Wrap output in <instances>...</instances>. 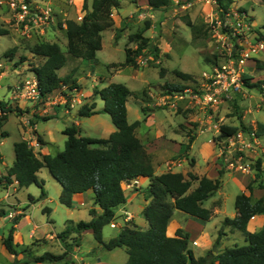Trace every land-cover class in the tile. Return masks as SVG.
Listing matches in <instances>:
<instances>
[{
    "label": "rangeland",
    "instance_id": "obj_1",
    "mask_svg": "<svg viewBox=\"0 0 264 264\" xmlns=\"http://www.w3.org/2000/svg\"><path fill=\"white\" fill-rule=\"evenodd\" d=\"M34 1L38 5L52 8V14L55 16V21L47 28L45 34L35 31L31 36L24 35L21 27H19L14 19L10 6L6 3H0V30L7 31V33L0 34V61L6 62V70L8 71V75L4 78V84L17 81L19 78L18 74L23 76L22 72L24 74L34 72V67L44 61V58L34 55L31 52V47L43 41L57 42L61 45L67 56L65 66L58 73L63 77L68 74L72 75V79L76 80V85L79 86L82 94L85 96V98L83 96V103L91 104L96 99L94 95L96 86L92 85L94 84L92 80L95 77H101L103 79L101 84L104 86L111 83V79L112 82L125 83L134 92L128 100L129 122L136 121L139 116L143 118L140 120L141 124L137 129L140 134H146L149 137H153L158 129L161 130L169 144L166 150H164L168 151L167 154H174L178 151L175 141L182 143L183 135L186 137V140H189L190 136L195 133L197 136L192 143L191 156L193 154L198 159L199 165L197 171L199 173L189 172L196 174L198 177L205 176L202 173L206 165L204 160L205 154H212L214 152V156H217L221 152L220 146L222 144L220 143L222 139H218L219 133L206 131L201 134L199 131V120L201 118L195 114L196 112L194 110L184 109L183 107H179L176 110L161 105L151 106L150 109L152 110L154 121L150 119L147 124L144 120L147 117V112H144L142 107L144 104L153 103L151 99L148 100L145 96V94H148L149 88L154 92L161 93L165 90L164 85L166 83L169 85H185L186 87L192 84L193 79H182L175 73V70L189 73L193 77L198 78L204 71L209 70L212 64L225 60L224 42L217 36L216 20L222 19V15L226 14H222L223 12L219 9L217 3L214 0H172L170 7L153 10L146 0H141L140 5L144 7L137 11L138 0H121V8L115 9L113 12L114 19H116L115 26L102 33L103 48L97 52L96 60L92 61L72 56L67 49L65 21L67 19H73L78 22L82 20L85 14L83 10L84 0ZM91 1L89 0V5ZM245 11H247L248 15L254 21V30L259 36L257 39H264L261 36L264 30V2L262 0H234L229 8L230 15ZM121 20L123 21L120 22ZM188 20L193 23V27L188 24ZM148 24L149 29L145 32V36L149 37L150 41L143 53L146 57H153V59L148 61V65L114 66L112 63L125 61L126 47L136 49L138 42L131 41L129 39L130 35L141 31ZM117 28H122L123 31L120 33V37L116 39L115 34ZM155 47L159 49L158 56H156ZM12 49L14 54L7 56L6 52ZM259 56H264V51ZM161 68L165 69L164 77L160 75ZM245 70L246 73L254 77L251 81L252 83L260 80L264 81V66L259 67L257 64L254 65L253 62H249ZM91 72H94L93 75L87 77ZM134 75L137 76L136 79L133 78ZM78 77L80 79L84 77L81 79V82L84 84L85 91L81 88L83 84L79 85ZM144 87L145 89L141 91ZM5 88L6 86L0 90V97L7 92ZM86 91H92V94L87 96ZM261 93V88L249 87L248 92H245V94L236 95L234 99H226L227 101L224 104L222 103L223 105L221 104L222 107H219L220 111L224 110L225 112L222 115H220V112H218L219 114H215V121L221 125L223 123L240 124V122H243L249 128H258L259 123L264 124V109L259 106V100L262 98ZM150 96L152 99H156L154 94ZM98 99L100 106L104 107V101L101 98ZM155 104L157 103L155 102ZM82 106H77L69 113L60 110L58 115L53 113L54 115L38 116V118H41L37 123L38 131L47 140L52 142V145H49L51 152L57 153L64 150L67 136L63 131L68 125L74 123L73 121L77 119V116L73 115L78 113ZM55 109L58 110V108ZM26 111L28 112L30 109L28 108ZM239 114L242 116L245 115V120L240 119ZM183 115L188 119H185ZM44 117L54 118L44 120ZM81 119L83 120L81 127L83 136L105 137L112 133H110L109 128L115 127L110 114L104 112L98 113L96 116L90 118L82 117ZM206 119L207 116L204 120ZM1 130L7 132V135L4 136V144L0 146V152L4 156V163L6 165L3 166V162L0 159V167H6L13 164L15 160V143L21 139L28 140L30 134L27 131L26 125L23 124L19 111L16 109L11 111L7 120L2 124ZM253 142L250 141L249 149L251 150L247 155L244 148L243 150L242 148L238 150L239 154L247 156L244 160L246 170L239 172L238 170L230 171L227 168L225 157L222 158L223 161H220V163L225 165L224 168L220 169L224 171L221 177L222 186L213 196V199H209L204 203L205 207L211 208L213 207L214 201L221 199L224 212L222 211L220 216L234 217L236 214L235 199L238 194L243 192L241 184L244 186L252 184L256 187H264V137L260 139V148H256ZM34 149L37 155L40 156L41 152L39 148L34 147ZM184 150H186V146H184ZM180 155L172 157L166 156L169 158V161L160 163V167L163 166L162 169L165 170L176 168L182 171L183 166L179 167L178 165H174L179 158L185 157ZM218 156L220 157V155ZM169 167L171 168L169 169ZM189 172L186 174L187 177ZM258 172L262 175L259 183L254 178V174ZM39 178L44 180V189L49 194L48 196H50L46 201V205L53 208L56 202L59 203L57 191L59 186L62 187V185L46 167L43 168ZM197 185L198 181L194 183L193 188ZM128 187L127 184L124 185L126 191L130 189ZM31 189V192L41 191V188L36 184H32ZM2 195L3 193L0 194V196ZM59 205L63 207L61 204ZM81 209V212L79 210L75 212L77 218H82L83 220L89 219L88 211L83 210L84 207ZM42 215V211L38 209L33 212V217L38 221L44 220ZM60 215L61 212H58V221H60ZM219 219L220 217L218 216L208 222H204L176 209L174 223L176 227L181 224L182 227L189 228L190 238L192 237L189 246L200 252L204 250L201 244L207 243L208 241L214 242L218 237L219 230L222 226ZM254 225L255 222H250L249 231H257ZM30 228L31 226H29ZM117 230L118 228H112L108 224L103 228V233L105 236L109 234L115 235ZM225 233V235H222L221 247L223 245L228 247L245 243V234L242 231L228 226L225 229ZM26 234L28 235V229H24V236ZM88 237L92 239V236ZM93 239H95L94 236ZM198 243L200 245H197ZM83 244L84 248H89L91 243L86 239ZM115 251L120 256V259H122L117 264H126L128 254L125 248L120 247ZM94 258L96 260L97 256L95 255Z\"/></svg>",
    "mask_w": 264,
    "mask_h": 264
},
{
    "label": "trees",
    "instance_id": "obj_2",
    "mask_svg": "<svg viewBox=\"0 0 264 264\" xmlns=\"http://www.w3.org/2000/svg\"><path fill=\"white\" fill-rule=\"evenodd\" d=\"M146 1L153 10L165 9L172 4V0ZM214 1L222 12L227 11L234 2V0ZM262 1L264 2V0ZM119 8H121V0H92L90 5L89 0H84L85 14L82 20L80 22L73 19L65 21L68 52L77 58L96 60L97 52L103 48L102 33L115 26L113 12ZM188 24L193 27L190 20H188ZM148 29L149 24L141 31L130 35L131 41L138 42L136 49L126 47L125 61L112 63L114 66H138L136 57L143 53L150 41V38L145 36ZM122 31V28L116 29V39L120 37ZM262 32L261 36L264 38V30ZM4 33L7 31L0 30V34ZM154 49L158 56L159 49L157 47ZM31 52L44 58V61L33 69L43 94H49L63 85H76V80L72 79L71 74L63 77L58 73L67 62V56L59 43L43 41L31 47ZM13 54V49L6 52L7 56ZM256 64L262 67L264 61L256 59ZM164 73L165 69L161 68L160 75L162 77H164ZM175 73L185 80L195 78L180 70H175ZM253 78L245 73V85L251 88H262L264 81L252 83ZM184 88H186L185 85H169L168 83L164 85V89L169 91ZM133 93L130 87L122 82H111L103 88L96 86L94 95L96 99L101 98L104 101V107L96 109L97 102L94 100L91 104H84L79 109L78 116L89 117L101 112L108 113L116 130L106 138L83 136L81 126L73 123L63 131L67 136L64 150L56 154L41 153L40 156L37 155L28 140L22 139L15 143V160L8 169L7 175L4 176L5 179L11 182L12 178H16L20 187L36 184L41 188L39 197L35 198L29 195V200L32 203L47 195L44 189V180L38 176V172L45 167L62 185L59 200L68 207L72 206L76 194L92 189L95 194V205H99L102 211L99 213L95 208H92L90 210L91 220H81L73 226L69 225L59 236L66 238L73 231L82 232L91 229L95 239L102 243L107 250L125 248L128 253L126 264H264V226L254 232L248 230V225L254 216L264 215V197L259 199L253 197L251 194L253 192L252 184H248L246 187L249 193L242 192L236 196V216L224 219L218 237L204 255H195L189 246L190 233L183 228H178L173 236L168 234V226L176 209L204 222L211 220L213 212L204 206V202L221 188V177L224 171L219 170V176L215 179L208 176L198 177L192 172L188 173V177L182 172L172 171L156 174L151 156L136 134L141 121L136 120L130 123L128 120L127 102ZM142 109L146 112L144 106ZM238 116L242 119V115ZM54 117H44V120ZM7 118L8 116L5 117V120ZM240 129L248 131L250 128L243 122L239 125L223 123L218 139L231 136ZM6 135L7 132H4V136ZM257 135H264V124H258ZM195 138L196 136L193 134L190 136L188 143L184 145L186 150L183 147L184 151L180 156L188 158L187 152ZM38 139L44 143L41 136L38 135ZM195 161V158H191L190 164L195 165ZM261 176V173L258 172L256 181ZM140 177L149 178V184L142 192L148 201L143 209V216L148 221V227H142L131 220L121 227L115 237L105 241L103 228L116 219L117 208L127 202L128 196L124 183H130ZM196 181H198V185L193 188ZM46 209L50 211L49 208ZM19 219L20 216L14 217L13 224L17 223ZM228 226L245 234L244 244L220 246L222 235L226 234L225 229ZM14 231L15 227L12 226L8 236L4 238V245L10 253L17 254ZM69 250L70 245L62 254L49 251L42 255L32 254L27 262L44 263L68 260Z\"/></svg>",
    "mask_w": 264,
    "mask_h": 264
},
{
    "label": "crops",
    "instance_id": "obj_3",
    "mask_svg": "<svg viewBox=\"0 0 264 264\" xmlns=\"http://www.w3.org/2000/svg\"><path fill=\"white\" fill-rule=\"evenodd\" d=\"M140 2H142V1L138 0L139 4L137 6V11L144 7L143 5H140ZM122 21L123 20H121L120 22H122ZM256 59H260V60L264 61V56L258 55L256 57ZM251 62H253L254 65H256L255 61H251ZM93 73L94 72H91L90 74L87 75V77H91L93 75ZM22 74L23 75H29V74H24L23 72H22ZM83 78L84 77H82L81 79H83ZM133 78L136 79L137 76L134 75ZM81 79H80V77L77 78L79 85L83 84L81 82ZM102 81H103V79H101V77H95L92 80V82L94 83L92 85L98 86L99 88H103L105 86L101 84ZM111 82H112V79H111ZM82 86L83 87H81V88H83V90L85 91L86 89L84 87V84ZM144 89H145V87L141 91H143ZM86 93H87V96H89L90 94H92V91H86ZM145 96L148 100L151 99L153 101L152 104L151 103L144 104V107H145L146 112H147L146 113L147 117L144 118V120H145V123L148 124L150 119H153V121H154V117L152 116V110L150 109V107L156 106L157 104H155L156 99H152L149 94H145ZM84 98H85V96H84ZM95 100L97 102V108L96 109H101L102 106H100V104L98 102L99 99L97 98ZM225 101H227V100H224L222 103L224 104ZM101 102H103V101L101 100ZM222 105H220L219 107H222ZM127 108H128V102H127ZM29 109H30L29 114H32L33 111H36V109L33 110L32 107H29ZM217 110L218 111H216L215 114H219L218 112H220V115H222L225 112L224 110L220 111L219 108ZM59 111H60L59 109L58 110L55 109V111H54L55 115H58ZM195 112L194 113L197 116H199L200 118L204 117L203 113L198 114L197 111H195ZM40 114L41 113H39V111H38V113H36L34 115V117H32V119H34L33 120L34 123L36 124L37 135L41 136V138L44 140V143L41 142L42 146H41V149H39V150L43 154H49V153L56 154V153L51 152V150L49 148V145H52V142L47 140L43 136V134H41L38 131L37 123H38V120L41 119V118H38V116H40ZM129 114L130 113H129V108H128V118H129ZM52 115H54V114L52 113ZM75 115L77 116V119L73 122L82 127V122H83V120L81 119L82 117L78 116V113H75L73 116H75ZM96 115L97 114L89 116V118L96 116ZM142 119L143 118H141L139 116V118L137 120H142ZM185 119H188V118L185 117ZM242 119L245 120V115L242 116ZM130 123H132V122H130ZM226 124H228V123H226ZM232 124L233 125H239V124H235V123H232ZM253 126H255V125H253ZM115 130H116V127L109 128L110 133L115 131ZM136 134L140 138L142 143L145 145L147 152L151 156L156 174H161V173L168 172V171L182 172L185 175L189 171H192L194 173H199L197 171L198 165H199L198 159L193 154L191 156V148H192L193 144H191V148L187 152L189 154L188 155L189 157L188 158H186V157L179 158L177 160L178 163L177 162L174 163V165H178L179 167L183 166L182 171L179 169H176V168L171 169V170H165V169H162L163 166L160 167V163H162V162L164 163L167 160L169 161L168 157H172L175 155L177 156V155L183 153L182 152L183 147L189 141V140H186V137L183 134H182L183 135L182 136V143L175 141V144L178 147V151L175 152L174 154H172V153L167 154L168 151H164V150H166V147L169 146V144H168L167 139L165 138L164 133H162L161 130L158 129L157 133L153 137H149L146 134H144V135L140 134L138 132V129L136 131ZM193 135L197 136L195 133ZM108 136L109 135L105 136L104 138H106ZM262 137H264V135H262ZM262 137L259 136L257 138V141L254 142V145L256 148L261 147L260 139ZM66 139H67V137H66ZM3 144H4V140H3ZM3 144H0V146H2ZM250 150L251 149H249L247 147L245 148L246 155L248 154V152H250ZM214 155H215L214 152H212V154L211 153L205 154L204 160H205L206 165L204 167V171L202 172L205 176H208V177L213 178V179L217 178L219 176V170L221 168L225 167L224 164L220 163V161H223V160L218 156L219 154L217 156H214ZM246 155L244 156V160L247 157ZM166 156H168V157H166ZM191 158H195V160H196L195 165L190 164ZM0 159L3 162L2 165L3 166L6 165L4 163V156L2 153L0 155ZM187 164H188V166H187ZM12 165L13 164L6 166V167L1 166L0 167V174L7 175L8 169ZM170 168L171 167H169V169ZM227 168L230 171H233L229 167H227ZM42 170H43V168L38 172L39 177H40ZM254 178H256V174H254ZM259 182L260 181L258 180L257 183H259ZM125 184H127V187L129 186L128 188H130V189H128L127 191L125 190V192L128 196L127 202L125 204L119 206L116 210V219H117L118 227H116L115 229L118 228V230H117L115 235L109 234L108 236H105L103 233V238L105 241L110 240L112 237H115L118 234L119 230L123 226V222L121 220V217H123L124 212H129L133 216L132 221H134L138 225H140L142 227H148V221L143 216V209H144L145 205L148 203V201L144 198V195L142 192H143L144 188L148 186L149 178L140 177V178H138V179H136L130 183L126 182ZM246 187L247 186H244L241 184L242 191L249 193V191L247 190ZM7 188L8 187L6 185H4L2 182H0V194L3 193V195L0 196V264H117L118 262H120L122 260V259H120V256L115 251L117 248L114 250H107L103 246L102 243L98 242L96 239H93L94 233H93V230H91V229L84 230L82 232L73 231L66 238H61L59 236V234L62 231H64L69 225L73 226L76 223H78L79 221L83 220L82 218H77V214H75L76 210H79V212H81L82 211L81 208L84 207L83 210L88 211L89 219L84 220V221H89L92 219V215L90 214V210L92 208H95L99 213L102 211V209L100 208L99 205H95V202H94L95 194H94V191L92 189H90L84 193L76 194L74 196V202H73L72 206L68 207V206L62 204L59 200L60 194L62 192V187L59 186L58 191H57L59 203L56 202L55 205L53 206V208H50V207H48V205H46V203H47L46 201L50 197V196H48L49 195L48 193L44 198H42L41 200H39L37 202L32 203L29 200V195H32L35 198H37L41 194V191H39V190L35 191V192L34 191L31 192V190H32L31 185L29 187H20V185H19L18 187H16V189L11 187L12 193H11V196L8 198L6 197ZM252 191L253 192L251 194L253 195V197L255 199H259L261 197H264V187L253 186ZM210 199H213V196ZM50 200H52V199L50 198ZM59 204H61L63 207H60ZM46 208H49L50 211ZM36 209L42 211V213H43L42 216L44 217L43 221H38V220H36L35 217H33V212ZM210 209L213 212L211 219L219 216L220 217L219 222H221L223 225L224 219L228 216H220V214H222V211L224 212L222 200L217 199L216 201H214L213 207H211ZM58 212H61V215L59 216L60 221H58ZM10 213H14L15 215L13 217H11ZM236 214H237V211H236ZM236 214L234 215V217L236 216ZM17 216H20V219L18 220L17 223L13 224V219H14V217H17ZM174 216H175V213H174ZM174 216L169 223L168 230H167L168 234L171 236L175 235V232L178 228H183L185 231L189 232V228L182 227L181 224L178 225L177 227L175 226ZM234 217H230V218H234ZM69 221H71V222H69ZM9 222H10V224H9ZM250 222H255L254 227L257 230H260L264 226V215L263 214L256 215L251 219ZM12 226L15 227L14 243H15L16 250L18 251L17 254L10 253L4 245V238L6 236H8L9 231H10ZM29 226H31L30 229H29ZM24 229H28V235L26 234L24 236ZM248 230H249V225H248ZM88 236H92V239H89L90 237H88ZM86 239H88L91 243L89 248H84L83 243L85 242ZM190 239H192V237ZM91 240H93V241H91ZM67 244L70 245V250H69L70 254L68 256V260H61L58 262H44V263H41V262H39V263H34V262L28 263L27 262L30 259V255H32V254L42 255L48 251L55 253V254H62L67 250V247H68ZM197 245H200V243H198ZM212 245H213V241H208L207 243L201 244V246L204 247L203 251L198 252L195 249H193V248L192 249H193L196 256H201V255H204L212 247ZM223 247H225V246L223 245ZM40 249H42V250H40ZM47 249H51V250H47ZM95 255L97 256L96 260L94 258ZM127 261H128V259L126 260V262Z\"/></svg>",
    "mask_w": 264,
    "mask_h": 264
},
{
    "label": "built area",
    "instance_id": "obj_4",
    "mask_svg": "<svg viewBox=\"0 0 264 264\" xmlns=\"http://www.w3.org/2000/svg\"><path fill=\"white\" fill-rule=\"evenodd\" d=\"M0 3L10 6L14 19L24 35L31 36L35 31L45 34L47 28L55 21L52 8L38 5L34 0H0ZM230 13L228 9L222 13L226 14L222 15V19L216 20L217 36L224 42V61L212 64L209 70L204 71L198 78H194L192 84L182 90H163L158 93L149 88L148 91L149 95L156 96L157 105L176 110L183 107L197 111L198 114L203 113L204 117L199 120L200 133L215 131L221 134V124L214 119L215 112L224 100L234 99L236 95L248 92L249 87L244 81L245 67L251 61L256 62V57L264 51V39H257L259 36L254 30L255 24L252 17L246 11L237 12L235 15ZM150 59L153 57L149 58L141 53L136 57V62L140 65H148ZM7 75L6 62L0 61V90L4 86L7 90L0 97V125L4 123L5 117L9 116L12 110H18L30 134L28 141L33 148L41 149L42 146L36 133V124L32 119L38 111L40 115L48 116L55 113V108L69 113L77 106L84 105L83 94L78 85H63L49 94H43L35 72L23 76L18 74L17 81L4 84V78ZM261 90L262 98L259 100V106L264 109V84ZM29 107L36 111L29 114L30 111H26ZM206 116L207 119L204 120ZM1 127L2 125L0 126V144H3L4 130H1ZM258 137L257 127H251L248 131L238 130L235 134L222 139L221 143L219 142L222 144L220 158L225 157L227 167L231 170H246L244 155L239 154L238 150L249 148L250 141L256 142ZM4 176L6 175L0 174V182L8 187L6 190L8 198L12 193L11 187L16 189L19 181L13 178L11 182H8ZM14 215L10 213L11 217ZM132 218L129 212H124L121 217L123 226ZM110 226L118 227L117 219H114Z\"/></svg>",
    "mask_w": 264,
    "mask_h": 264
}]
</instances>
